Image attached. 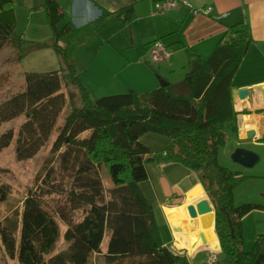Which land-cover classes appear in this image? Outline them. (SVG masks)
<instances>
[{
	"label": "trees",
	"instance_id": "1",
	"mask_svg": "<svg viewBox=\"0 0 264 264\" xmlns=\"http://www.w3.org/2000/svg\"><path fill=\"white\" fill-rule=\"evenodd\" d=\"M10 3L0 0V51L7 44L21 49L24 41L15 33ZM43 7L53 38L37 47L51 44L62 65L25 71L23 88L0 103V152L15 139L17 157L31 158L54 130L57 135L43 161L38 187L29 190L21 212L16 210L0 224L6 254L17 257L19 264H90L94 253L106 264H264V233L250 250H243L241 222L264 206L234 205L233 191L246 177L219 161L228 131L238 133L232 81L253 43L249 25L230 26L205 59L191 53L190 70L179 81L146 92L93 98L69 61L66 45L59 42L72 31L68 21L59 24L66 16L63 7L59 0H44ZM196 60L199 64L191 71ZM18 117L23 120L17 132L13 126L2 128ZM148 132L169 137L170 144L161 152L151 150L140 140ZM150 161H175L197 172L215 209L224 259L191 263L163 241L155 206L139 188L148 178ZM104 169L111 181L108 188ZM10 192V184L0 180V201ZM53 194L64 196L65 205L49 202ZM67 206L81 210V217L75 220ZM56 214L66 225L67 246L54 253L60 236Z\"/></svg>",
	"mask_w": 264,
	"mask_h": 264
},
{
	"label": "crops",
	"instance_id": "2",
	"mask_svg": "<svg viewBox=\"0 0 264 264\" xmlns=\"http://www.w3.org/2000/svg\"><path fill=\"white\" fill-rule=\"evenodd\" d=\"M156 1H59L70 15L67 21L72 26V31L59 42L66 45L69 61L76 66L91 96L97 98L95 95L122 93L127 89L146 92L160 87V79L179 81L190 70L191 53L207 58L230 26L246 22L253 43L232 81L238 133L228 131L219 161L223 164L222 154L231 158L237 147L258 152L264 146V0H180L175 8L154 13ZM208 7L212 9L210 12H206ZM36 8L44 9L43 4ZM119 11L123 14L118 15ZM31 26L33 46L51 42L53 34L47 15L44 21L40 19ZM156 40L166 45L168 56L153 58ZM43 47L53 48L51 44ZM53 55L55 62L60 63L54 48ZM242 88L249 89L244 97L238 94ZM140 140L155 152L164 150L171 141L153 132L145 133ZM231 167L235 169L234 165ZM146 169L148 178L139 183V188L160 213L163 241L173 251L186 254L191 263L201 250L208 254L220 250L215 227L211 233L201 228L202 215L192 218L188 213V218L174 223L168 214L170 209L187 207L202 198L210 200L197 172L175 161H150ZM197 235L202 238L201 243H193L192 237Z\"/></svg>",
	"mask_w": 264,
	"mask_h": 264
},
{
	"label": "rangeland",
	"instance_id": "3",
	"mask_svg": "<svg viewBox=\"0 0 264 264\" xmlns=\"http://www.w3.org/2000/svg\"><path fill=\"white\" fill-rule=\"evenodd\" d=\"M59 1L61 3L66 2V0ZM40 4H43V0H11L9 6L13 8L16 17L15 33L20 35L24 41L22 42L21 49L13 44H7L0 51V103L12 93L23 88L25 82V70L45 71L62 65L61 62H58V64L55 62L56 58L54 59L53 48H48L49 50H47L45 47H33L32 45L33 39L31 38V34L33 33V30H31V25L40 21V19H43L44 21L46 18L45 10L36 8V6H40ZM69 16L70 15L66 14L61 22H59L60 26L69 19ZM72 22H74L73 18ZM40 48L42 49L41 52H37L36 50H39ZM21 59L25 60L22 61ZM52 62L55 64L53 63V65ZM127 90L131 91L134 89ZM95 96L100 97L103 95ZM64 114L65 112L61 114V117L57 122V127L62 124ZM22 120L23 117H18L10 122L4 123L2 128L13 126L17 132ZM56 135L57 130H54L48 142L31 158L20 159L17 157L15 139L9 147L0 152V180L9 183L11 186V192L8 198L4 201H0V224L5 221L6 217L13 216L16 210L21 212L24 198L29 190L31 188H36V186L38 187L41 180L43 161L48 155ZM258 150V152H255L258 154L259 160L252 167L241 166L240 164L231 162L232 159L229 156H223V154L221 156V161L225 166L233 169L231 166L234 165L235 169L233 170L239 171L240 174L246 177L233 191L234 205L253 202L264 206V146L259 147ZM103 173V183L105 188H108V186L111 185V181L105 169L103 170ZM53 197L54 198H49V202L56 204L57 201L63 206L65 205L66 199L64 196L53 194ZM64 208L68 213L72 214L75 220L81 217V210L72 211L68 206ZM159 214L160 213L156 210L158 226L160 231H163ZM55 216L60 225V236L56 242L54 253L67 246V242L63 237L66 225L57 214ZM241 222L243 232L242 248L247 251L251 249L254 240L260 234L264 233V209L252 210L242 218ZM108 238L109 235L107 232L104 238L102 251H105ZM215 254L219 261L225 257V252L222 247L220 250L216 251ZM209 255L210 254L201 250L194 258L192 257L193 263L208 261ZM0 264H19L17 257L10 258L6 254L1 240ZM90 264L106 263L101 254L94 253L91 257Z\"/></svg>",
	"mask_w": 264,
	"mask_h": 264
},
{
	"label": "water",
	"instance_id": "4",
	"mask_svg": "<svg viewBox=\"0 0 264 264\" xmlns=\"http://www.w3.org/2000/svg\"><path fill=\"white\" fill-rule=\"evenodd\" d=\"M198 64H199L198 60L194 61L191 71H194ZM159 81H160L161 86H164L168 83V81H166L165 79H160ZM248 92H249V89L242 88V89H239L238 94L240 95V97H244L248 94ZM231 159L234 162L244 167H252L258 162L259 156L252 149H248L245 147H237L231 153ZM187 210H188L189 215L192 218L197 217V215H202L204 213L212 211L214 215V227H215V209H214L213 204H211L208 198H202L196 203L188 205ZM201 237L204 238L203 233H201Z\"/></svg>",
	"mask_w": 264,
	"mask_h": 264
},
{
	"label": "built area",
	"instance_id": "5",
	"mask_svg": "<svg viewBox=\"0 0 264 264\" xmlns=\"http://www.w3.org/2000/svg\"><path fill=\"white\" fill-rule=\"evenodd\" d=\"M180 0H157L156 1V12L163 11L165 9H170V8H175L176 5L179 3ZM183 1V0H182ZM212 9L211 7H208L206 9V12H210ZM169 50L167 49L166 45L161 41V40H156L154 42V46L152 49V56L154 59H158L161 56H168L169 55ZM216 254L210 253L208 257V262L209 263H215L217 261Z\"/></svg>",
	"mask_w": 264,
	"mask_h": 264
},
{
	"label": "bare ground",
	"instance_id": "6",
	"mask_svg": "<svg viewBox=\"0 0 264 264\" xmlns=\"http://www.w3.org/2000/svg\"><path fill=\"white\" fill-rule=\"evenodd\" d=\"M168 214L171 218V220L176 223L179 219H182L184 217L188 218V210L186 206H180L179 208L176 209H170L168 210ZM202 225L201 228L206 232V233H211V230L214 228V215L213 212H207L202 214ZM209 237V236H208ZM193 243H201L203 240L200 238L198 235L192 237ZM214 244V241L211 242Z\"/></svg>",
	"mask_w": 264,
	"mask_h": 264
}]
</instances>
